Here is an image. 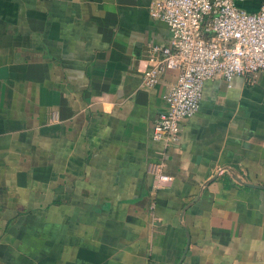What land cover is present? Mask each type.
<instances>
[{"label":"crops","instance_id":"1","mask_svg":"<svg viewBox=\"0 0 264 264\" xmlns=\"http://www.w3.org/2000/svg\"><path fill=\"white\" fill-rule=\"evenodd\" d=\"M150 2L0 0V264H264V190L236 181L264 187V71L206 81L164 148Z\"/></svg>","mask_w":264,"mask_h":264},{"label":"built area","instance_id":"2","mask_svg":"<svg viewBox=\"0 0 264 264\" xmlns=\"http://www.w3.org/2000/svg\"><path fill=\"white\" fill-rule=\"evenodd\" d=\"M238 1L151 0L149 15L167 25L170 38L167 46L148 49L141 87L154 88L163 74L176 72L152 132L164 148L178 143L179 126L197 112L206 81L264 71V6L248 13ZM161 166L154 172L155 189L171 181Z\"/></svg>","mask_w":264,"mask_h":264},{"label":"water","instance_id":"3","mask_svg":"<svg viewBox=\"0 0 264 264\" xmlns=\"http://www.w3.org/2000/svg\"><path fill=\"white\" fill-rule=\"evenodd\" d=\"M236 181H237L238 183H240L241 185L245 186V187H253V188H258V189H262V190H264V187H261V186H255V185H253V184L244 183V182H242V181L239 180V179H236ZM180 262H181V261H180ZM180 262H179L178 264H180Z\"/></svg>","mask_w":264,"mask_h":264}]
</instances>
